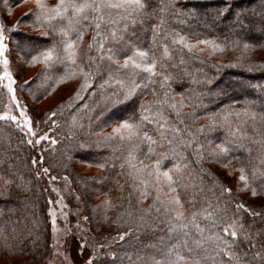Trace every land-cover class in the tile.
Segmentation results:
<instances>
[{
	"label": "trees",
	"instance_id": "trees-1",
	"mask_svg": "<svg viewBox=\"0 0 264 264\" xmlns=\"http://www.w3.org/2000/svg\"><path fill=\"white\" fill-rule=\"evenodd\" d=\"M2 1L12 6L26 0ZM142 3L140 9L103 7L99 13L89 8L80 16L69 9L77 56L63 64L32 57L53 43L63 55L59 30L67 20L37 21V8L23 15L21 25L43 36L5 22L27 64L42 67L32 83L17 82V91L26 100L24 91L55 99L38 120L57 141L41 148V163L67 184L91 237L85 244L71 238L72 259L82 264L95 252L92 264H264V0ZM127 57L138 64L155 60V73L121 67ZM5 91L0 83V110ZM141 115L148 119L137 137L113 134L123 120ZM145 133L153 143L139 138ZM28 141L15 122L0 119V264H40L51 254L48 178ZM81 164L99 170L90 174Z\"/></svg>",
	"mask_w": 264,
	"mask_h": 264
},
{
	"label": "rangeland",
	"instance_id": "rangeland-1",
	"mask_svg": "<svg viewBox=\"0 0 264 264\" xmlns=\"http://www.w3.org/2000/svg\"><path fill=\"white\" fill-rule=\"evenodd\" d=\"M44 2L47 6H52L54 0H45ZM1 4L0 23L4 25H6L5 22L10 24L14 23L17 24L18 30H21L25 34L29 33L33 36H43L41 35L42 32L40 29L21 25L22 16L30 12V10L37 8V0H26L17 5L14 3L12 6L5 5L3 1ZM216 20L220 24L230 23L229 21H224L219 18ZM3 35L5 37L3 41L5 47L0 51V83L4 86L6 95L4 104L0 110V117H5L10 120H12L11 117L16 118L12 121L28 134L31 143L36 148L37 153H39L36 161L38 170L45 173L48 178V216L51 228V254L45 262L40 264H76L70 254V241L73 236L77 237L82 244H85L91 239L88 223L85 219L86 217L82 216L76 207L69 201L67 184L59 183V179L53 176L52 173L43 166L40 156L42 151L41 148L44 149L48 145L51 146L57 143L51 127H41L38 121L47 110L54 108L52 106L55 104V99H37L34 98L31 93L24 91L29 97V99L26 100L17 91V82L27 81V84L32 83V78H35L34 76L42 67L41 65L31 67L27 64L23 57V52L17 47L18 39L13 38L10 41L6 29ZM19 39L22 38L19 37ZM5 60L7 61L6 64L4 63ZM6 72L9 75L6 76ZM60 90L61 92H59L57 97L62 95L64 88ZM44 169H47V172H45ZM80 169H84V172L92 174L98 172L99 167L81 164ZM217 170L222 173V170ZM99 199L102 200L104 198L100 197ZM257 200L255 199V201ZM259 201L262 202L263 199ZM94 253L92 252V256L82 264H92Z\"/></svg>",
	"mask_w": 264,
	"mask_h": 264
},
{
	"label": "snow or ice",
	"instance_id": "snow-or-ice-1",
	"mask_svg": "<svg viewBox=\"0 0 264 264\" xmlns=\"http://www.w3.org/2000/svg\"><path fill=\"white\" fill-rule=\"evenodd\" d=\"M103 7H108V8H123V9H140L144 7V4L142 3V0H117L116 3H112L111 0H82L81 3H76L75 0H59V3H57L54 7H48L44 0H37V9L39 14L36 15V20L39 21L41 18H43L45 21H52L55 19H61V20H67V26L60 28L59 32L62 35L63 39L60 41V44L63 47V55L61 56L60 50L57 47L56 43H53L46 49L42 50L38 56L32 57L33 61H36L37 59H42L45 61L46 64H54V63H60L63 64L65 61H72L74 62L77 56L76 52V41L72 40L69 37V32L74 31L72 28V20L68 18L67 13L69 9H72L73 14L75 16H80L86 9H93L97 13L100 12L101 8ZM31 11V10H30ZM27 15V13L25 14ZM99 19H103V17H99ZM97 29H99V23L96 25ZM6 29V26L3 23H0V51L3 50L5 47L3 41L5 39L3 32ZM41 35H46V33H42ZM96 35H99V32L96 33ZM113 37L115 38V33H113ZM78 38H82V34L78 36ZM173 42L175 43L176 40L174 39ZM179 42L184 43V37H179ZM203 43H207L206 41ZM101 48L103 47V44L101 43L99 45ZM91 47V45H89ZM186 47L191 48L192 45H187ZM218 47V46H214ZM248 45H245L244 48L245 50L248 49ZM135 55L145 58L147 56V53L140 52L137 50ZM164 55L167 56L169 55L167 46L164 48ZM92 57H89V60H91ZM108 59L111 61L112 57L109 56ZM4 63L6 64L7 61L5 60ZM131 65L134 68H142L144 71L154 74L155 73V60H153L152 63L150 64H138L136 63V60L133 59L132 57H127L124 61V64L121 65L123 68H127ZM79 71H83V66H76ZM68 75V73H65ZM74 74V72L72 73ZM5 75H9L7 72ZM88 73H85V76L87 77ZM150 78V77H149ZM165 81L168 79L167 77L164 78ZM107 83V82H106ZM136 86L133 85L129 90L124 94V100H128ZM119 102V101H118ZM173 108H175V104L172 105ZM144 111H148V109H144ZM247 111V110H245ZM179 114V113H177ZM253 118H255V113L251 114ZM5 117H0V119H3ZM12 120H15V117H11ZM148 117L141 115L139 121L134 120V116H129L127 119L123 120L118 126L113 128V134H119L121 139H133L138 136L139 129L143 126V121L147 120ZM110 137H105V139H108ZM141 140L151 144L153 143L152 137L148 136L147 133H145L142 137H139ZM28 143H31V141H28ZM149 151L151 152L152 149L150 148ZM222 152H226V149H222ZM135 157L132 155L130 152L129 154V160L127 161L128 166L131 168L133 165ZM35 163V161H34ZM160 162L156 161L155 162V170L158 171L159 169ZM45 172H47V169H44ZM131 174V173H130ZM149 175H152V172L148 173ZM163 176L167 177L169 187H171V184L173 183L172 177L169 175L168 172H164ZM241 180H245L246 176L244 175V169L241 168ZM228 191V190H226ZM173 201L176 203H179V198L175 197L173 198ZM173 201H169V203H172ZM106 205L111 206L110 201H105L104 202ZM172 211L176 212V216L180 217L181 213L179 211H176L175 209H171ZM212 214H209L211 216ZM87 219V218H85ZM231 228L237 227L236 225H231ZM223 231L228 232L230 231L229 227H225ZM236 231L231 230L230 235L235 237L236 236ZM219 238V237H217ZM235 259H239V257H233ZM177 261L182 260V257L177 256ZM169 264H176V261H169ZM195 264H200V260L197 259L195 261Z\"/></svg>",
	"mask_w": 264,
	"mask_h": 264
}]
</instances>
